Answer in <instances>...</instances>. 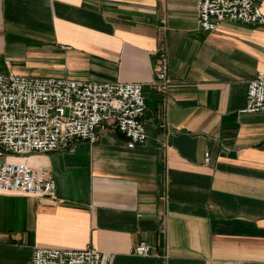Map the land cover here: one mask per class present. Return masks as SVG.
I'll return each instance as SVG.
<instances>
[{
    "label": "crops",
    "instance_id": "1",
    "mask_svg": "<svg viewBox=\"0 0 264 264\" xmlns=\"http://www.w3.org/2000/svg\"><path fill=\"white\" fill-rule=\"evenodd\" d=\"M198 11L197 0H0V74L141 83L148 131L135 149L109 126L96 144L18 158L46 168L61 201L0 193V264H31L38 247H94L113 264H264V111L245 112L264 26L208 32ZM162 50L165 94L152 85ZM143 242L151 253L134 254Z\"/></svg>",
    "mask_w": 264,
    "mask_h": 264
},
{
    "label": "built area",
    "instance_id": "2",
    "mask_svg": "<svg viewBox=\"0 0 264 264\" xmlns=\"http://www.w3.org/2000/svg\"><path fill=\"white\" fill-rule=\"evenodd\" d=\"M200 27L215 31L224 22L264 26V0H197ZM153 87L169 88L167 55L160 52ZM264 111V72L250 82L245 112ZM146 97L141 83L81 81L55 77L0 74V149L25 156L69 150L78 141L96 144L98 130L109 126L129 149L146 144ZM209 155H207L208 160ZM0 193L61 199L46 168L0 159ZM143 242L134 254L148 255ZM114 256L94 247L85 250L35 248L31 264H113Z\"/></svg>",
    "mask_w": 264,
    "mask_h": 264
},
{
    "label": "rangeland",
    "instance_id": "3",
    "mask_svg": "<svg viewBox=\"0 0 264 264\" xmlns=\"http://www.w3.org/2000/svg\"><path fill=\"white\" fill-rule=\"evenodd\" d=\"M5 157H8V160L11 162H17L16 160L23 156H17L11 153H5V150L0 149V159H5Z\"/></svg>",
    "mask_w": 264,
    "mask_h": 264
}]
</instances>
